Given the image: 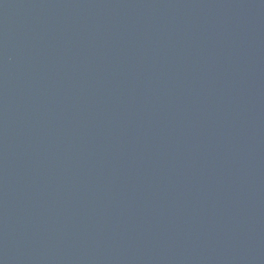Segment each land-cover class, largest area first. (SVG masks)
Masks as SVG:
<instances>
[{
  "label": "water",
  "instance_id": "water-1",
  "mask_svg": "<svg viewBox=\"0 0 264 264\" xmlns=\"http://www.w3.org/2000/svg\"><path fill=\"white\" fill-rule=\"evenodd\" d=\"M0 264H264V0H0Z\"/></svg>",
  "mask_w": 264,
  "mask_h": 264
}]
</instances>
